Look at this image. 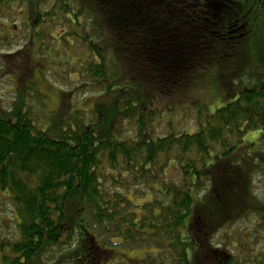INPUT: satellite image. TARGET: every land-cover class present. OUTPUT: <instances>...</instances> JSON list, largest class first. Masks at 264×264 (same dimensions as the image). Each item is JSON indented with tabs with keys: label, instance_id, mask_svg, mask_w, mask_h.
<instances>
[{
	"label": "trees",
	"instance_id": "trees-1",
	"mask_svg": "<svg viewBox=\"0 0 264 264\" xmlns=\"http://www.w3.org/2000/svg\"><path fill=\"white\" fill-rule=\"evenodd\" d=\"M50 1L0 0V15L26 2L29 44L53 76L57 68L76 84L66 98L96 94L99 103L72 111L69 98L39 123L28 100L45 103L25 92L28 81L10 110L0 108V209L11 203L15 228L0 237V264H47L50 256L96 264L91 249L115 238L145 250L142 264H264L257 238L235 247L239 230L227 227L244 213L258 233L242 235L255 238L264 225L249 201L250 173L264 170V67L242 68L250 34H235L244 24L228 18L232 0ZM208 67L229 72L230 101L196 109V133H157L160 119L172 123L173 105H159L176 101ZM256 132L259 146L249 147L245 138ZM131 191L156 197L135 204Z\"/></svg>",
	"mask_w": 264,
	"mask_h": 264
},
{
	"label": "rangeland",
	"instance_id": "rangeland-1",
	"mask_svg": "<svg viewBox=\"0 0 264 264\" xmlns=\"http://www.w3.org/2000/svg\"><path fill=\"white\" fill-rule=\"evenodd\" d=\"M50 1V0H48ZM232 0V13L228 18L231 20L239 19L238 25L244 24L238 29L235 34H245L248 30L250 34L247 38V47L246 55L247 61H243L242 68H248L249 70H256L258 66L264 67V0ZM50 1V4L51 5ZM48 5V6H49ZM241 9L238 11L237 9ZM27 10L28 5L26 2H14L10 3L9 7H4V10L0 15V54L8 53L19 55L18 52L24 53L25 59H20V57L7 60L4 65L0 60V108L3 107L5 110H10L12 104L16 102L18 94L26 87L28 81H32V85H28L27 90L28 95L34 93V90L39 92L43 96V107L37 98L28 100L30 109L33 112H37L39 115L37 121L42 123L46 121L44 119V114L46 112H55L61 108V105L66 102V100H72L73 106L72 111L82 109L85 111H91L93 107L99 103L96 94H71L67 95L66 98L65 92H74V86H69L67 80L62 81L63 74L61 70L54 68L55 73L50 72L51 64L50 60L47 57L42 56L37 51V45L29 44V29L26 27L25 22H27ZM239 13L244 16H239ZM246 19V20H245ZM224 22H229L223 20ZM247 24H246V23ZM226 23V24H227ZM236 25H231L228 27H235ZM249 28L244 30L245 28ZM237 29V28H236ZM59 28L55 29L52 34H59ZM251 30V31H250ZM246 38V34L243 36ZM53 41H47L46 44L51 45ZM53 45V44H52ZM29 46V48H27ZM247 62V63H246ZM246 70V69H245ZM30 71V72H29ZM204 71L203 79L197 82L190 90L182 92L177 98L176 101L168 102L167 104H160L161 110L166 108L165 106H171L172 111L170 115L171 124H167V120H159L156 123V132L160 134H166L169 129L173 130L176 133L181 132H190L196 133L198 130V114L194 111L198 108H204L209 112H214L217 108L226 104L230 101V92L227 91L230 86V74L229 72L220 71L215 67H208ZM216 75V76H215ZM71 79L76 80L77 77L69 76ZM210 77L215 80H208ZM218 77V78H217ZM61 79V80H60ZM34 88V89H33ZM160 114V112H159ZM261 136L260 132L250 133L246 136L245 142H249V147L259 146ZM262 148V147H261ZM263 150V149H262ZM251 188H250V199L251 207L255 206L256 212H260V218L264 219V170L262 173H258L257 170H253L251 173ZM250 176V175H249ZM156 197V194H138L131 191L129 193V198L135 204L147 203L148 200H152ZM11 203L4 202L1 205L0 212H3L2 221L0 223V237L6 239L14 235L15 228L11 226L13 218L9 219L11 213ZM251 209V208H250ZM248 209V210H250ZM254 210V211H255ZM249 211H247L248 213ZM237 218L240 221L231 227V223L227 225L230 227L228 233L238 232V235L234 238L231 237V241L235 245L247 244L245 241L249 239L250 241L255 240L254 243H259V246H264V225L262 228L261 234L255 236H249L247 233H240L242 230H249L251 235L258 233L255 230V227L252 224H248L251 219H245L243 216ZM243 217V218H242ZM190 219L185 222V225L182 229L184 235L188 234L187 228L189 226ZM264 223V222H262ZM95 233L96 231H92ZM227 233V230L226 232ZM190 234V233H189ZM188 234V235H189ZM225 235V234H224ZM222 240V236L216 237V242ZM245 240V241H244ZM121 242L120 239H112L108 243H104L103 240L98 241L99 248H92V256L96 257V264H142L145 259V250L140 248H133L131 246L118 245ZM94 247V245H93ZM237 248V249H238ZM68 253H71L74 248ZM230 250H235L234 247H229ZM236 249V250H237ZM240 250V249H239ZM148 249L146 252H150ZM245 254H250V247H246L243 250ZM237 252V251H232ZM241 254V255H245ZM74 255V254H73ZM47 264H56L55 256L51 257L48 260H43L42 263ZM57 264H67L64 260L60 258Z\"/></svg>",
	"mask_w": 264,
	"mask_h": 264
},
{
	"label": "flooded vegetation",
	"instance_id": "flooded-vegetation-1",
	"mask_svg": "<svg viewBox=\"0 0 264 264\" xmlns=\"http://www.w3.org/2000/svg\"><path fill=\"white\" fill-rule=\"evenodd\" d=\"M193 8H194V11H196V10H197V6H193Z\"/></svg>",
	"mask_w": 264,
	"mask_h": 264
}]
</instances>
